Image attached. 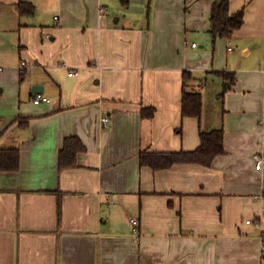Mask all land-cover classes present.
I'll return each instance as SVG.
<instances>
[{
    "label": "crops",
    "instance_id": "0c3cea01",
    "mask_svg": "<svg viewBox=\"0 0 264 264\" xmlns=\"http://www.w3.org/2000/svg\"><path fill=\"white\" fill-rule=\"evenodd\" d=\"M212 1L153 0L147 18L146 0H0V147L20 151L0 171V264H264V0H229L243 24L214 42ZM184 70L199 118L181 115ZM219 70L236 78L222 98ZM215 128L210 166L139 163ZM67 136L86 149L59 170Z\"/></svg>",
    "mask_w": 264,
    "mask_h": 264
},
{
    "label": "trees",
    "instance_id": "16d2710c",
    "mask_svg": "<svg viewBox=\"0 0 264 264\" xmlns=\"http://www.w3.org/2000/svg\"><path fill=\"white\" fill-rule=\"evenodd\" d=\"M127 2V0H124ZM146 17L149 18L151 3L153 0H146ZM19 14H32L34 5L28 1H20L17 4ZM244 9L239 8L234 12L229 10V0H213L210 8L208 34L211 41L218 37L229 38L231 34L243 24ZM216 73L221 76L222 88L219 97L222 98L234 85L236 78L233 70H219ZM193 76L188 70L182 72L181 91V115L199 118L202 109V95L199 91L189 89L188 83ZM155 108L152 106L142 107L140 114L143 118H150L154 115ZM27 123V119L21 120L20 125ZM85 145L77 136H67L63 139L62 147L58 153V169L77 166V157L85 151ZM223 129L215 128L199 130V143L190 150L176 151H147L139 153V163L146 165L153 170L169 168L175 164H199L210 166L212 160L223 154ZM20 165V151L18 147H0V171H17ZM56 200V224H60L61 218V193L55 190ZM264 241V240H263ZM264 253V252H263ZM264 257V256H263Z\"/></svg>",
    "mask_w": 264,
    "mask_h": 264
},
{
    "label": "built area",
    "instance_id": "2783aa9c",
    "mask_svg": "<svg viewBox=\"0 0 264 264\" xmlns=\"http://www.w3.org/2000/svg\"><path fill=\"white\" fill-rule=\"evenodd\" d=\"M195 45H196L195 43H192V46H195ZM229 49H232V47L229 46ZM21 64L23 65L24 63L22 62ZM73 73H74V72H70V71H69V74H73ZM41 101L47 102V101H49V98L46 97V96H43V95L40 94V93L35 94V96H34V98H33V102H34V103H38V102H41ZM107 120H108V119H107L106 117L102 118L103 123H106ZM261 162H262V158H260V159L257 160V164H258V165H259V163H261ZM131 221H132L133 224H135V225L138 223V221H137L136 218H132Z\"/></svg>",
    "mask_w": 264,
    "mask_h": 264
},
{
    "label": "rangeland",
    "instance_id": "374dc122",
    "mask_svg": "<svg viewBox=\"0 0 264 264\" xmlns=\"http://www.w3.org/2000/svg\"><path fill=\"white\" fill-rule=\"evenodd\" d=\"M147 2V1H146ZM119 10V9H118ZM145 13H146V7H145ZM208 86H212V85H210V84H208ZM220 89V88H219ZM211 90V89H210ZM212 96H213V92L211 93L210 92V95H209V97H208V100H207V103H211V98H212ZM263 256H264V253H263ZM264 262V261H263Z\"/></svg>",
    "mask_w": 264,
    "mask_h": 264
},
{
    "label": "water",
    "instance_id": "95a60500",
    "mask_svg": "<svg viewBox=\"0 0 264 264\" xmlns=\"http://www.w3.org/2000/svg\"><path fill=\"white\" fill-rule=\"evenodd\" d=\"M38 90H41V87L35 85V86L32 87V90H31V91H32V92H37Z\"/></svg>",
    "mask_w": 264,
    "mask_h": 264
}]
</instances>
